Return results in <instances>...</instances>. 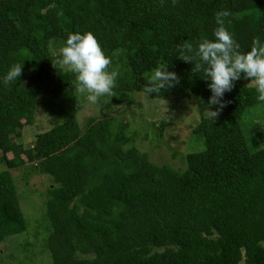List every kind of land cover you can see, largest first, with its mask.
<instances>
[{
    "label": "trees",
    "instance_id": "trees-1",
    "mask_svg": "<svg viewBox=\"0 0 264 264\" xmlns=\"http://www.w3.org/2000/svg\"><path fill=\"white\" fill-rule=\"evenodd\" d=\"M222 10L242 51L264 40V0H0V79L23 63L16 84L0 83V243L30 226L13 174L28 167L50 180L43 215L33 219L50 255L41 264H264V129L248 115L264 104L241 79L214 117L203 73L177 54L185 42L213 39ZM86 31L110 59L121 50L126 60L114 94L97 102L105 116L82 125L86 98L53 50ZM161 66L180 83L149 99H197L193 133L202 148L181 170L153 163L114 113L145 95ZM39 105L61 121L26 146L23 129Z\"/></svg>",
    "mask_w": 264,
    "mask_h": 264
},
{
    "label": "rangeland",
    "instance_id": "rangeland-1",
    "mask_svg": "<svg viewBox=\"0 0 264 264\" xmlns=\"http://www.w3.org/2000/svg\"><path fill=\"white\" fill-rule=\"evenodd\" d=\"M62 46L54 48L55 55L59 54ZM126 60L125 52L115 51L111 57L109 70L122 72L121 65ZM120 68V69H119ZM136 103L125 102L114 113H120L124 119L130 122L129 136H135L133 144L142 153H147L150 160L158 165H170L175 169L186 167V155L191 151H198L202 148V143L197 135H194V126L199 122L200 115L197 111V99L195 96L186 98H169L163 100H151L143 94L133 95ZM129 103V104H128ZM143 103V105H140ZM105 111H100L98 103H91L86 99V106L79 114V122L84 125L91 116L104 117ZM110 115V114H109ZM112 115V113H111ZM258 118L260 123H264V108H258L254 113L248 114ZM173 122L163 130V136L157 135L158 125H161L165 118ZM249 117L246 123H253ZM156 121V126L152 125V120ZM61 120L50 117L45 105H39L36 110L35 121L32 125L23 129L24 145L33 143L35 136L47 131L58 124ZM264 129V126L262 127ZM2 153L0 152V155ZM4 165L0 161V169ZM18 185L19 197L31 218L28 231L23 234L8 237L0 243V264H41L49 262V251L44 246L42 237L36 230L37 223L35 217L41 218L38 213L44 212V201L47 186L50 184L48 176L41 175L37 169L24 167L13 170ZM244 264V263H242Z\"/></svg>",
    "mask_w": 264,
    "mask_h": 264
},
{
    "label": "clouds",
    "instance_id": "clouds-1",
    "mask_svg": "<svg viewBox=\"0 0 264 264\" xmlns=\"http://www.w3.org/2000/svg\"><path fill=\"white\" fill-rule=\"evenodd\" d=\"M230 16L229 10L217 12L213 39L205 38L196 45L185 42L177 52L180 60L192 65V72L203 73L211 93L208 105L218 106L217 111L210 110L214 117L226 106V93L241 79L250 81L248 84L255 89L257 101L264 104V40L255 38L250 50L242 51L227 27ZM57 64L74 75L76 92L87 101L95 104L100 98L114 94L119 73L109 70L111 59L91 31L69 33L59 50ZM22 67L23 63L11 66L0 83L16 84ZM179 83L180 77L175 72L161 66L149 73L143 92L146 97L160 96ZM254 124L264 126L259 121Z\"/></svg>",
    "mask_w": 264,
    "mask_h": 264
}]
</instances>
